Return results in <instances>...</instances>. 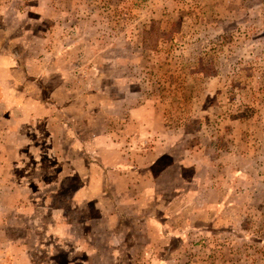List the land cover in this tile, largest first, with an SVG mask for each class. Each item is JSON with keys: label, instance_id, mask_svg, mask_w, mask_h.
I'll return each instance as SVG.
<instances>
[{"label": "rangeland", "instance_id": "1", "mask_svg": "<svg viewBox=\"0 0 264 264\" xmlns=\"http://www.w3.org/2000/svg\"><path fill=\"white\" fill-rule=\"evenodd\" d=\"M0 264H264V0H0Z\"/></svg>", "mask_w": 264, "mask_h": 264}]
</instances>
